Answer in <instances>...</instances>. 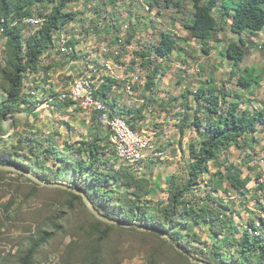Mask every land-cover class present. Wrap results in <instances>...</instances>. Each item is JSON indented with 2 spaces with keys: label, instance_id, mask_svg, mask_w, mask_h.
<instances>
[{
  "label": "rangeland",
  "instance_id": "obj_1",
  "mask_svg": "<svg viewBox=\"0 0 264 264\" xmlns=\"http://www.w3.org/2000/svg\"><path fill=\"white\" fill-rule=\"evenodd\" d=\"M180 3L179 11L175 6L167 8L164 0H76L70 3L66 10H72L77 15L74 21L65 25L62 32H59L62 34H55L56 50L48 54L43 61L44 66L50 65L51 68L47 74L43 72L27 77L24 92L21 93V97L29 106L26 109L27 114H17V129L12 133L9 132V128L13 126L9 128L6 126L3 138L11 144L17 141L16 134L27 137H32L33 133L48 135L47 132L55 129L58 121L65 122L62 116L70 115L61 114L54 122L49 120L47 112L42 114L45 111L44 106L43 103L40 105L38 102L46 98L48 92L54 101L56 99L58 101V96L55 95L74 79L88 75L96 80L97 76L103 79L105 75L112 77L110 76L112 72L117 73V76H121L118 79L124 80L125 85L128 83L133 88L127 92L124 85V89L116 93L120 106H115L116 110L126 109V106L130 105L129 107L134 110L133 113L137 109L140 111L139 116L145 117L143 115L145 113L151 120L149 127L151 126L154 132L150 135L152 140L160 146L166 144V148L163 146L160 148L168 151L169 160L164 163L149 161L150 170H147L144 176H138L155 182L153 185L157 189L155 193L157 195L153 199L155 203L158 199L165 200L166 194L163 191L166 187L162 188L161 183L166 182L161 177L167 175V170L173 161L170 147L177 142L180 143L181 161L176 166L177 173L174 176L183 180L188 172L189 163L186 162V156L187 152L190 154V145L195 144L198 147L205 135L207 116L203 104L197 102L194 97L198 87H207L212 83L217 90L224 89L225 94L228 95L224 98L226 103L236 101L240 96L242 98L240 112L244 109L251 112L264 109V32L250 36L243 35L249 48H246L244 61L234 68L236 76L232 78L231 61L222 54L230 42H237L239 39V36L230 30V22L221 20L225 17L221 10L217 9L214 12L218 22L222 21L223 27L222 30L218 29L219 32H213L208 39L210 51L209 54H205L190 31L184 28V24L191 21L195 12L193 4L190 0H181ZM49 7L39 8L36 12L47 13ZM23 27L24 36L35 29V26ZM163 33L174 36L178 41V51L175 50L171 56L161 59L155 55L154 49ZM68 37L70 41L75 42L76 56L73 55L71 47L66 45ZM61 38L65 40L64 47ZM137 53H145V55L142 57L136 55ZM4 60L5 47L0 50V68L4 66ZM108 62L110 69L107 68ZM156 64L157 74L152 81L153 86L148 89L146 82ZM246 67L253 69L254 74L261 78V82L243 91L237 85V80L240 75L245 74ZM57 101L55 103H58ZM106 103L113 104L111 96L107 97ZM14 111L17 112L18 108H12L10 113L15 114ZM181 119L182 122L178 123ZM75 122L74 130L71 131L76 134L78 140H81V135L87 136L89 125L81 118H76ZM129 127L134 131L138 129V124L133 121ZM60 131L65 133L63 128ZM98 131L100 135L109 134L105 129L98 128ZM50 133H54L53 137L56 134L53 130ZM250 138H253L254 142ZM250 138L247 145L242 141L240 147L234 145L222 151L218 157V164L238 167L242 175H245L247 165L244 159L251 162L260 153H264V124L258 125V131ZM57 139L54 141L60 145L61 139ZM184 145L186 149L183 148ZM171 151H175L176 156L178 155L177 148ZM37 154L39 155L38 152ZM105 158L110 163H114V167H118L117 160L110 153L106 152ZM257 161L260 163L263 161L264 165V160ZM47 165L51 166L52 161ZM6 166L14 169H0V264L3 263L4 258L15 255L32 237L38 236L43 231L51 232L53 236L42 247L35 264H82L83 258L92 259L94 253L92 247L96 242L88 239V223L91 219L79 202L67 193L71 191L64 186H56V182L53 181L46 183L33 170L14 165ZM209 166L211 173H217V168L212 162H209ZM252 168L251 174L262 170L261 166L254 165ZM26 173L32 174L46 185L33 181ZM71 175L68 180L60 179L57 183L70 186L68 181ZM203 177L198 181L196 188L199 189L189 194L188 199L206 205L207 201L204 199L209 192L215 209L230 219L236 227L237 237L244 231L247 222L253 220L255 216L253 213L256 214L259 209L264 211V190L258 191L257 186V189L249 190L246 198H242L225 180H220L219 184L222 186L219 191L212 192L206 186L210 181L209 177L207 175ZM256 197L261 201L260 204L255 202ZM53 224L59 225L61 229H53ZM134 224L137 227L132 224L121 227L134 228L136 231L118 230L113 233V242L118 246L108 251L114 261L107 264H148L152 260L160 261L158 264H162L160 240L147 234L151 229L138 223ZM262 226L264 228V225ZM251 227L256 229L254 223ZM199 234L206 242L203 245L207 252H210L213 239L208 234L207 227H202ZM218 239L223 237L219 236ZM176 247L179 246L175 245V249L178 250ZM192 256L200 260L207 258V255L201 254Z\"/></svg>",
  "mask_w": 264,
  "mask_h": 264
},
{
  "label": "trees",
  "instance_id": "obj_2",
  "mask_svg": "<svg viewBox=\"0 0 264 264\" xmlns=\"http://www.w3.org/2000/svg\"><path fill=\"white\" fill-rule=\"evenodd\" d=\"M75 1L0 0V31L5 38V60L4 66L0 68L2 79L0 165H14L33 170L46 183L57 182L60 179L68 180L69 175L72 174L68 181L70 187L84 191L103 217L123 224L138 223L140 226L151 229L147 234L160 240L162 264H192L184 252L192 255H207V258L202 260L208 264H264L263 230H254L251 223L248 229L237 237L236 227L230 219L215 209L209 192L204 199L207 201L206 205H201L198 201L194 203L195 201L188 199L189 194L199 189L196 188L198 181L204 175L210 179L206 186L212 192L219 191L222 186L219 184L220 180H225L236 194L246 198L249 192L246 185L249 180L241 178L240 169L218 164V157L222 151L232 145L240 147L242 141L244 145H247L248 138L258 131V125L264 124V109L253 112L246 109L239 111L242 101L240 96L236 101L226 103L224 98L228 95L225 94L224 89L217 90L212 83H209L207 87H198L194 97L197 102L203 104L204 113L207 116L205 135L198 147L195 144L190 145L191 161L185 179L180 180L172 175L168 179L167 189L163 191L166 199H158L156 203L153 199L157 195L155 194L157 189L151 186V181L135 176L124 165H118L116 168L114 163H110L105 158L106 152L114 156L106 144L109 140L108 136L103 139L95 135L88 141H79L72 145L66 143L62 150L54 139L41 134L37 135V133H33L32 137L16 134L18 139L11 144L3 138L5 127L9 128L14 123L9 121V116H12L11 109L20 108L26 103L21 93L24 92L27 77L43 72L47 74L50 70V65L44 66L43 61L48 54L56 50L57 36L55 34H62L59 32H62L64 26L74 21L77 14L72 10L67 11L66 8ZM190 1L195 12L191 21L184 24V28L190 31L205 54H209L210 51L208 39L213 32H219L223 27L222 21L218 22L215 17L214 12L217 9L221 10L225 16L221 20L229 21L230 30L239 36L238 41L230 42L222 53L231 61V77H235L234 68L244 61L246 48H249L243 35L250 36L257 32H264V0ZM180 2L181 0H164V5L167 8L175 6L179 11ZM47 6H50L49 12L44 14L36 12L37 9ZM34 16L42 18L43 23L29 35L24 36L22 22ZM177 43L173 35L163 33L154 49L155 55L161 59L171 56L175 50L178 51ZM66 45L71 47L73 55L76 56L75 42L70 41L68 37ZM136 55L143 57L145 53ZM178 55L181 56L180 53ZM156 68L157 64L146 82L148 89L153 86L152 81L157 74ZM260 82L259 75H255L253 69L246 67L245 74L238 77L237 85L245 91ZM115 85H118L116 79L104 77L97 95L107 99ZM69 104L72 102L64 103V105ZM250 140L254 142L253 138ZM49 161H52L51 166L47 165ZM209 162L215 165L217 173H211ZM257 190L262 188L258 187ZM67 193L79 202L89 215L91 221L88 223V239L96 242L92 247L94 250L92 259L83 258L82 264L113 262L114 259L108 253L118 246L113 242V233L118 230H136L98 220L86 209L81 196L72 192ZM202 227H207L208 234L213 239L210 252H207L203 245L206 242L199 234ZM52 228L61 229L57 224H53ZM250 230L257 234L253 235ZM52 234L48 231L40 232L15 255L4 258L2 264H35L42 247L52 238ZM163 234H166L169 240L162 238ZM219 236L223 239H218ZM222 240L224 242L221 244ZM175 245L179 246L181 251L176 250ZM159 262L152 260L148 264Z\"/></svg>",
  "mask_w": 264,
  "mask_h": 264
},
{
  "label": "built area",
  "instance_id": "obj_3",
  "mask_svg": "<svg viewBox=\"0 0 264 264\" xmlns=\"http://www.w3.org/2000/svg\"><path fill=\"white\" fill-rule=\"evenodd\" d=\"M22 23L27 26H35L36 29L42 25L43 19L34 16L31 19H24ZM61 41L62 47H64L65 40L61 38ZM3 47H5V39L0 31V50ZM109 62L107 68L110 69ZM105 77L107 76L105 75ZM103 79L97 76V79L94 80L88 75L74 79L65 89L59 91L58 102L64 104L67 101H71L86 115H92L93 112H97L96 120L98 125L109 132V140L106 142L107 146L112 151L118 164L128 167L131 172L135 171L138 165L142 163L149 161L164 163L169 160L168 151L156 145V142L152 140L147 132L149 130L148 127L144 132L133 131L129 127L130 123L125 115H118L115 110L114 112L110 111L106 103L107 99L97 95V90ZM125 88L128 90L127 92L132 89L128 83ZM116 89L117 87L113 86L112 91L108 94L112 99H114L113 92ZM262 162L260 163L259 161V164H262ZM261 166L262 170L259 172V177L254 184L264 190V165L262 164ZM260 218L261 216H258V221L255 222L256 229L261 227ZM250 232L253 235L257 234L253 230H250Z\"/></svg>",
  "mask_w": 264,
  "mask_h": 264
},
{
  "label": "crops",
  "instance_id": "obj_4",
  "mask_svg": "<svg viewBox=\"0 0 264 264\" xmlns=\"http://www.w3.org/2000/svg\"><path fill=\"white\" fill-rule=\"evenodd\" d=\"M5 39V38H4ZM3 62V61H2ZM110 76H112V77H114V78H117V83H118V85H115V87H117V89H116V91H114L113 92V104L112 105H109V104H107L108 105V107H109V109H110V111L111 112H114V110H115V112H117V114L118 115H120V114H122V115H125L126 117H127V119H128V121H129V123L131 124V123H133V121H135V124L137 123L138 124V129L136 130V131H145V129L148 127L149 128V130L147 131L150 135L151 134H154V132H152V127L150 126L149 127V122H151V120L149 119V117L148 116H146L145 115V113L143 114L145 117H141V116H139V110L137 109V111H135V113H133L134 112V110H133V108L132 107H129L130 105H127L126 106V109H124V108H118V110H116V108H115V106L116 107H118L119 106V100H118V96H116V93H118L119 91H121V90H123L124 88V85H125V82H124V80H122V79H118V78H121V76H117V73H114V72H112L111 73V75ZM104 78V77H103ZM102 81V80H101ZM124 82V83H123ZM45 88V90H48L46 87H44ZM48 88H49V85H48ZM133 88V87H132ZM120 93V92H119ZM52 97V95H50L49 94V92L47 93V97L46 98H44L42 101H39L38 103L41 105V103H43V106H44V110L45 111H43L42 112V114H44V113H46L47 112V117L49 118V120H52V121H56V120H58V118H57V116H60L61 114H65V113H67V114H70V115H66L65 114V116H62V119L65 121V122H63V123H59V121L57 122V124H56V126L54 127L55 129H51L49 132H47V134L48 135H46V133H44V134H42V133H40L42 136H44V137H50V138H52V139H56V140H58L57 138H59V139H61L60 141H61V143H60V145H58V147H59V149H64V145L66 144V143H68V144H75V143H78L79 141H88V140H91L95 135H98V136H100V137H102L103 139H105L107 136V138H109V134H107V135H105V134H102V135H100L98 132H100V131H98V128H100V129H102V130H104L103 128H101L100 126H98V123H97V115H98V113L97 112H93L92 113V115H86V114H84V112H82V110L77 106V105H75V104H69V105H64V104H61V103H59L58 101H57V99L54 101L53 100V97ZM123 100V99H122ZM58 102V103H55V102ZM120 107V106H119ZM29 108V106H28V104L27 103H24V104H22L21 106H20V108H18V111L17 112H15V114H12V116H10V119H9V121L10 122H14V123H12V128H10V130H9V132H12V133H14L15 132V130L17 129V123H18V118L16 117L17 116V114H27V110L26 109H28ZM35 109H33V111H34ZM78 110L80 111L79 113H78ZM32 111V114L34 113ZM156 111L157 110H155L154 111V113H156ZM72 113V114H71ZM137 113V114H136ZM95 115H96V117H95ZM33 116H34V114H33ZM54 116V117H53ZM152 116V115H151ZM78 119V118H81V119H83V120H85L86 122H87V124L89 125L88 127H87V129H88V134H87V136L86 137H84V135L82 136L81 135V140H78L76 137H75V133L73 134V132L71 131V130H74L73 128L75 127V125H73V124H76V122H75V119ZM184 118V117H183ZM80 120V119H79ZM74 121V122H73ZM180 122H182V119L181 120H179L178 121V123H180ZM177 123V122H176ZM61 128H63L64 129V131H65V133H61ZM54 131V132H56V134L54 135V137H53V135L52 134H54V133H50L51 131ZM105 130H107V129H105ZM108 131V130H107ZM73 135H72V134ZM65 134V135H64ZM158 147H161L162 148V146H163V148L165 147L166 148V144H162V146H160V145H158V144H156ZM232 146H234V145H232ZM175 149V148H177V153H178V155L176 156V154L174 153L175 151H171V150H173V149ZM183 148H185L186 149V146L184 145L183 146ZM169 151H170V153H171V155H172V157H173V161L171 162L172 164L169 166V168H168V173H167V175L164 177V176H162L161 178L163 179V181L164 182H166L165 184H163V183H161V187L163 188V187H166L165 188V190L167 189V187H168V179H169V177H171L172 175H176V173H177V164H178V162H180L181 161V153H180V151H181V148H180V143L179 142H177V143H175V145H172L171 147H170V149H169ZM187 152V151H186ZM255 152V151H254ZM175 154V155H174ZM250 157V156H249ZM255 159H256V162H255ZM258 159H261V160H264V153H260V155L257 157V158H254L251 162L250 161H247V159L245 158L244 159V161H245V163H246V165H247V167H246V172H245V175H242V173H241V178L242 179H248L249 181H248V183H247V185H246V188L248 189V190H250V189H257V187H256V185L254 184V182L258 179V177H259V173L257 172V173H252L251 174V170L253 169L252 167H254V165L256 166V167H258V166H261L262 164H259V161H257ZM191 161V159H190V157H189V154H188V152H187V156H186V162H187V164L189 163L190 164V161ZM250 160V159H249ZM151 163V162H150ZM149 162H146V163H142L141 165H138V168L135 170V171H133L132 173L135 175V176H144L145 175V173H146V171L147 170H150L149 169V167H150V164ZM188 164V165H189ZM155 165V164H154ZM157 166H159V165H156V167ZM262 167V166H261ZM151 168V167H150ZM248 172V173H247ZM135 173H137V174H135ZM153 179H155V178H153ZM156 180V179H155ZM254 181V182H253ZM251 183H253V184H251ZM153 185H155V182L153 183H151V186L153 187ZM255 187V188H254ZM155 188V187H154ZM259 191H263V189L262 190H259ZM240 197V196H239ZM255 200V202L257 203V204H260L261 203V201H259L258 200V198L256 197V199H254ZM262 202H263V200H262ZM234 213H237V212H234ZM233 213V214H234ZM228 214V213H227ZM226 214V215H227ZM253 215H255L252 219L253 220H250V221H248L247 222V225H245V228H244V230L245 229H248V227H249V225L251 224V223H254V227H255V222L256 221H258L257 219H258V216H261V218H260V220H261V227L260 228H258L257 230L258 231H261V230H263L264 231V228H263V226L262 225H264V211H263V209H259V211L258 212H256V214H254L253 213Z\"/></svg>",
  "mask_w": 264,
  "mask_h": 264
},
{
  "label": "water",
  "instance_id": "obj_5",
  "mask_svg": "<svg viewBox=\"0 0 264 264\" xmlns=\"http://www.w3.org/2000/svg\"><path fill=\"white\" fill-rule=\"evenodd\" d=\"M0 169H2V170H13L14 168H11V166H6V165H0ZM26 175L30 178V179H32L33 181H35V182H37V183H40V184H45V183H43V182H41L39 179H37V178H35L32 174H30V173H26ZM46 185V184H45ZM52 185V184H51ZM56 186H60V187H62V186H64L67 190H69V191H71V192H73V193H75V194H77V195H79V196H81L82 197V200H83V203H84V205L86 206V208L88 209V211L95 217V218H97L98 220H100V221H103V222H106V223H111V224H118V225H120V226H129V225H127V224H123V223H121V222H118L117 220H110V219H106L105 217H103L96 209H95V207L93 206V204L91 203V201H90V199L87 197V195L84 193V191H81V190H78V189H76V188H74V187H70V186H65V185H63V184H58L57 182H56V184H55ZM63 187V188H64ZM133 226H136L137 227V225H134V224H132ZM163 236L164 237H166L168 240H169V238L165 235V234H163ZM174 244V243H173ZM178 250H180L181 251V249L179 248V247H176ZM184 255H186L188 258H189V260L191 261V263H193V264H208L206 261H204V260H200V259H195L192 255H190V254H188V253H186V252H184Z\"/></svg>",
  "mask_w": 264,
  "mask_h": 264
}]
</instances>
